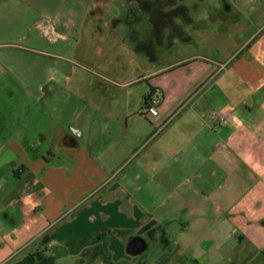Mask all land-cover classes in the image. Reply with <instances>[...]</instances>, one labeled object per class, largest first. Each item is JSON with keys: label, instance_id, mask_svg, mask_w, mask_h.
<instances>
[{"label": "crops", "instance_id": "crops-1", "mask_svg": "<svg viewBox=\"0 0 264 264\" xmlns=\"http://www.w3.org/2000/svg\"><path fill=\"white\" fill-rule=\"evenodd\" d=\"M55 1L60 4L50 18L41 8L46 35L86 46L97 69L76 72L80 86L94 85L114 98L117 88L148 82L144 106L156 97L158 114H141L159 126L141 146L156 141V154L126 172L130 158L115 163L103 157L113 138L110 110L41 106L50 116L46 123L40 112L27 122L28 110L23 120L8 122L12 130L3 121L0 264H40L49 256H55L52 264H186L187 251L165 234L166 216L183 210L196 216L205 234L214 227L225 235L237 232L216 264H264V0H206L198 20L192 15L197 3L174 0L163 12L177 5L189 9V24L172 19L186 40L170 27L154 32V0ZM15 4L0 0V14ZM60 25L66 34L55 28ZM198 38L208 55L172 57ZM126 49L150 65L137 80L120 82ZM110 54L118 58L114 64ZM96 56L104 57L101 64ZM198 59L203 72L191 78L188 66ZM110 72L118 75L111 78ZM60 76L46 89L39 84L40 98L60 97V81L69 77ZM177 120L181 130L165 144ZM186 147L196 153L195 161L182 156ZM210 211L220 215L207 219ZM136 236L146 248L132 255L127 248ZM150 242L156 248L148 254Z\"/></svg>", "mask_w": 264, "mask_h": 264}, {"label": "rangeland", "instance_id": "rangeland-1", "mask_svg": "<svg viewBox=\"0 0 264 264\" xmlns=\"http://www.w3.org/2000/svg\"><path fill=\"white\" fill-rule=\"evenodd\" d=\"M194 2L199 7L197 10H193L192 15L195 20H198L202 18L206 0L201 2L187 0L185 4L190 6ZM59 4V1L55 0H17L16 6H12L8 8L7 12L3 11L0 14V129L1 123L5 121L6 127L12 130L13 126L8 125V122L23 120V113H26L27 110V122H32L35 114L39 112L41 122H48L50 116L46 111H40L41 106L52 107L54 105L61 108L110 110L114 112L113 116L106 119L111 130H113V138L110 144L104 148L103 157H112L115 163L130 158L129 165L123 167L125 172L128 169L138 168L135 166L137 163H144L142 162L144 160L151 161L156 154V149H154L156 141L144 145V147L141 146L153 133L154 128L159 126L141 114L144 109V96L149 92L148 82L136 81L129 86L117 88V97L114 98L111 92H105L94 85L80 86L79 81H75L77 80V73L90 74L92 70L96 69L92 65L90 57L87 56V47L83 45L80 48H75L72 39L68 41L54 39V34L46 35L44 26L40 24L43 15L41 8L46 9L44 13L50 18L57 12ZM200 25L198 24V27ZM55 28L63 34L68 31L63 25ZM121 53L123 55L120 58L126 62L127 70L124 78L119 79L120 82L137 80L146 74L150 63H144L138 55L130 53L128 49ZM187 55H208L203 48V38L184 42L172 57L178 59ZM97 58L99 57L96 56V60ZM109 59L112 61L111 64H114L116 59L118 60L115 55L111 54ZM102 60L104 57L95 63L101 64ZM203 62L202 59H198L197 63L190 64L188 67H193L192 72L187 73V75L192 78L194 75L197 76L202 73L205 66ZM74 69H76L75 72ZM187 70L186 68L183 71L184 75H186ZM112 74L118 75L111 72L107 75L114 78ZM60 75L69 76L63 77L60 81L61 98L59 97L55 101H46L40 98L42 91L39 84H42L46 89L54 82L57 83ZM99 81L104 85L109 84L104 80ZM158 94L162 99V95ZM171 96L173 94L169 98ZM53 102L55 103L53 104ZM25 110L26 112H24ZM182 124L183 122H179V120L172 122L171 130L168 133L169 140L165 141V144L170 143L172 133L178 134ZM33 138L32 132H28L27 139ZM30 145L33 146L34 144L31 143ZM182 156L190 157L192 162L196 160V153L195 155L191 153L190 147L183 150ZM211 204L209 203L208 206L206 204V206L209 207ZM210 212L207 219L213 216L217 218L220 215L219 212ZM195 217L193 213H187V210L179 212L176 216H166V237L177 242L180 249L184 248L187 251L186 264L220 263L226 254L225 250H228L237 240V232L225 235L219 231V228L218 230L217 227H214V231L212 228V232L205 234L204 226L194 222ZM168 219L174 220H172L173 223L170 227L167 223ZM155 248L154 243L150 242L148 254Z\"/></svg>", "mask_w": 264, "mask_h": 264}, {"label": "trees", "instance_id": "trees-1", "mask_svg": "<svg viewBox=\"0 0 264 264\" xmlns=\"http://www.w3.org/2000/svg\"><path fill=\"white\" fill-rule=\"evenodd\" d=\"M182 1V0H179ZM174 0H154L151 3L152 18L151 21L154 25V32H161L163 28L170 27V29L175 32L179 38L186 40L185 34L183 35L180 29V25L173 22L174 17H178L184 24H189L191 22V16L189 15V9L185 6H175L171 11L163 12V9L167 5L174 6Z\"/></svg>", "mask_w": 264, "mask_h": 264}, {"label": "water", "instance_id": "water-1", "mask_svg": "<svg viewBox=\"0 0 264 264\" xmlns=\"http://www.w3.org/2000/svg\"><path fill=\"white\" fill-rule=\"evenodd\" d=\"M146 248V242L140 236L134 237L128 245L127 251L132 255L140 254ZM55 256H49L44 259L40 264H52Z\"/></svg>", "mask_w": 264, "mask_h": 264}, {"label": "built area", "instance_id": "built-area-1", "mask_svg": "<svg viewBox=\"0 0 264 264\" xmlns=\"http://www.w3.org/2000/svg\"><path fill=\"white\" fill-rule=\"evenodd\" d=\"M156 97H152L151 98V100H150V102H145V106H144V109H143V114L144 115H151V116H155V115H157L158 114V109H157V107H156V105H155V99ZM225 117L224 116H222V115H220L219 117H218V119H219V121H223V119H224Z\"/></svg>", "mask_w": 264, "mask_h": 264}]
</instances>
